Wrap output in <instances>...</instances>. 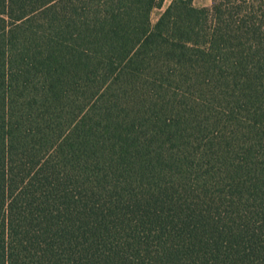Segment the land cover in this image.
Listing matches in <instances>:
<instances>
[{"label": "trees", "instance_id": "obj_1", "mask_svg": "<svg viewBox=\"0 0 264 264\" xmlns=\"http://www.w3.org/2000/svg\"><path fill=\"white\" fill-rule=\"evenodd\" d=\"M0 0V264H264V0Z\"/></svg>", "mask_w": 264, "mask_h": 264}, {"label": "rangeland", "instance_id": "obj_2", "mask_svg": "<svg viewBox=\"0 0 264 264\" xmlns=\"http://www.w3.org/2000/svg\"><path fill=\"white\" fill-rule=\"evenodd\" d=\"M171 0H163L162 5L160 7H155L150 14L151 23H154L163 9L169 4ZM194 5L196 6H210L212 0H193Z\"/></svg>", "mask_w": 264, "mask_h": 264}]
</instances>
